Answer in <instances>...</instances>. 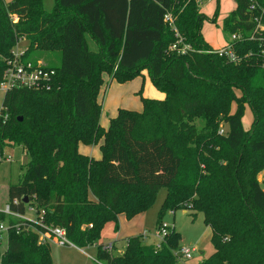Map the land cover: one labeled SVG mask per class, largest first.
Instances as JSON below:
<instances>
[{"label":"trees","instance_id":"obj_1","mask_svg":"<svg viewBox=\"0 0 264 264\" xmlns=\"http://www.w3.org/2000/svg\"><path fill=\"white\" fill-rule=\"evenodd\" d=\"M195 1L55 0L46 12L42 0H0V55L25 39L31 51L54 47L60 56L58 65H46L55 71L50 90L4 94L0 152L7 141L28 157L18 182L8 187V204L21 214L27 206L44 210L45 222L65 229L72 245L96 247V264H178L181 236L174 227L160 250L144 244L143 235L125 239L121 253L99 243L107 223L117 230L118 215L131 220L146 212L162 188L157 226L168 211L190 210L201 213L211 231L213 253L199 264H264L258 180L264 170V67L258 44L234 42L238 63L208 53L201 27L205 20L215 23L217 14L207 18ZM235 3L222 27L248 37L249 0ZM185 45L190 50L179 53ZM29 57L27 50L26 60L37 61ZM3 67L0 60V76ZM143 70L163 99L141 97V112L120 108L103 128L102 74L124 83ZM246 106L253 117L249 129L242 122ZM101 140L100 159L78 152L79 144ZM0 264L52 262L48 246L29 231L9 235Z\"/></svg>","mask_w":264,"mask_h":264},{"label":"rangeland","instance_id":"obj_2","mask_svg":"<svg viewBox=\"0 0 264 264\" xmlns=\"http://www.w3.org/2000/svg\"><path fill=\"white\" fill-rule=\"evenodd\" d=\"M196 2V1H195ZM197 3V2H196ZM43 9L46 12H52L55 6V0H42ZM200 13L204 14L207 18L212 19L216 15V22L210 23L205 20L201 27V34L205 42L213 49H218L228 43L231 39V34L224 30L222 27L223 21L228 17L235 9V0H204L202 4L197 3ZM217 12V13H216ZM17 22V21H16ZM89 48L92 51L97 50V46L91 40L89 36H86ZM31 51L28 43L25 39L20 40L19 43L12 48V50L24 51L25 54L30 55L29 59L41 61L43 64L56 66L59 64V52L54 47H45V51L38 49ZM31 52V53H30ZM43 52V54H39ZM10 57L0 55V60H7ZM104 84L100 88L99 98L102 101V113L100 117V125L108 127V121L114 117L117 103H122L119 106L121 109L132 110L141 112L142 103L141 97L151 98L156 100H162L163 94L158 91L152 84L150 75L147 70H143L141 74L130 81L119 83L116 80H109L107 74H102ZM4 97V92L0 91V107ZM234 106L232 107V110ZM252 112L248 106L245 108L244 117L242 119L243 127L249 129L252 122ZM195 125L199 127L197 119H193ZM226 126L220 127L219 133H225ZM6 145V146H5ZM5 146L1 155L3 158L0 162V206L4 207L8 202V187L18 182L22 176V167L28 162V157L22 147L14 145L13 143L4 142ZM6 158H9L6 160ZM258 180L261 183V187L264 190V170L259 173ZM166 189L162 188L158 191L154 203L151 207L144 212L142 219H136L133 223L126 219V223H118V229L115 230V224L113 222L107 223L101 234L100 241L104 244L115 243L120 238L119 235L138 236L144 232L149 234L156 229L157 219L160 211L161 204L166 196ZM169 212V211H168ZM166 212L161 219V222L168 224L175 228L180 234V242L178 246V252L182 248H189L193 250L191 252V258H179L178 264H199L204 259L208 258L213 253V246L210 242L211 231L203 223V215L190 210H177L174 215H170ZM26 217L29 219L36 218L35 212L26 210ZM119 216V215H118ZM144 218V219H143ZM118 219V218H117ZM133 219V218H132ZM140 220V221H139ZM147 234L145 235L147 238ZM153 234V233H152ZM150 235V234H149ZM144 238L143 243H152L153 237L148 240ZM146 239V240H145ZM43 244V243H40ZM48 246L50 251V258L52 264H96L95 255L96 247L91 246L79 251L75 247L47 242L44 244ZM7 244L0 245V253H3Z\"/></svg>","mask_w":264,"mask_h":264},{"label":"built area","instance_id":"obj_3","mask_svg":"<svg viewBox=\"0 0 264 264\" xmlns=\"http://www.w3.org/2000/svg\"><path fill=\"white\" fill-rule=\"evenodd\" d=\"M204 0H196L197 3L202 4ZM247 11L251 13L247 23L250 25L251 32L246 34L241 30L233 33L228 43L218 49H211L208 53H216L220 57H224L229 63H238L240 58L234 51L232 44L236 41L252 40L257 42L259 55L262 61V67H264V24L262 19L264 17V0H249ZM16 22L17 18L12 17ZM165 21L171 22L170 16H165ZM239 21V20H238ZM177 44L170 47L171 50L177 49ZM190 50V47L185 45L179 49V53L185 54ZM4 67L0 76V91L7 93L15 89L24 90H50L52 88L53 78L55 71L47 69L46 65L41 61L32 62L26 60L25 52L11 50L10 57L7 60H1ZM6 119V116L4 117ZM3 154H0V162ZM9 158H6L8 160ZM16 203V201H14ZM35 212L36 218L29 219L26 217V210ZM170 215H174L172 211L168 212ZM173 227L166 223L161 222L160 225L151 233L152 237L156 240L152 244L155 250H160L162 243L169 234ZM40 230V231H39ZM34 231L37 232L39 243L47 244L52 242L56 244L74 246L67 239L66 231L63 228L49 225L45 222V211L37 212L34 206H27L24 213H17L10 209L8 202L4 207L0 208V245L7 244L8 237L11 233L20 235L24 232ZM146 238V233L143 234ZM110 248V245H108ZM191 252L189 248H182L178 252H174V255L179 258L190 259Z\"/></svg>","mask_w":264,"mask_h":264},{"label":"crops","instance_id":"obj_4","mask_svg":"<svg viewBox=\"0 0 264 264\" xmlns=\"http://www.w3.org/2000/svg\"><path fill=\"white\" fill-rule=\"evenodd\" d=\"M92 40V39H91ZM93 41V40H92ZM94 42V41H93ZM87 44H88V42H87ZM96 45V44H95ZM88 47H89V45H88ZM212 48V47H211ZM105 80V79H104ZM100 92V91H99ZM100 95V94H99ZM99 95H98V101L99 102H101L102 103V101H101V99L99 98ZM164 97V96H163ZM115 106H118L117 108H116V111H115V115H114V117L117 115V111H118V109H120V107L119 106H122V103H117V105H115ZM101 117V116H100ZM113 118V117H112ZM99 122H100V120H99ZM252 123V122H251ZM108 124H109V121H108ZM251 125V124H250ZM108 126V125H107ZM103 128H107L105 125H104V127ZM101 143H102V140L98 143V145H95V146H86V145H83V144H79L78 145V152L79 153H81V154H83V155H85V156H88V157H91V158H93V159H96V160H98V159H100V157H101V153H100V150H99V147H100V145H101ZM0 208H1V206H0ZM142 217H145L144 216V213H141V214H138L137 216H135L133 219H131L130 220V222L131 223H133L134 221H136V219H142ZM144 219V218H143ZM118 220H119V223H126L125 221H126V218H125V216L123 215V214H120L119 216H118ZM140 221V220H139ZM156 227H157V225H156ZM145 233V232H144ZM143 233V234H144ZM142 234V235H143ZM147 234V233H146ZM150 234V235H149ZM149 234H147V240L149 239V238H152V235H151V233H149ZM120 236V238L118 239V241H116L115 243H110V244H104L102 241H100L99 240V243H102V244H104V245H112L113 244V247H114V252L115 253H121L122 251H123V249H124V247H125V242H124V240L125 239H127V238H129V237H131L130 235H124L125 237H122L121 235H119ZM133 237V236H132ZM145 239V240H146ZM156 242V240L153 238V241H152V243L150 242V243H147V245H152L153 243H155ZM144 244H145V242H144ZM72 247H75V246H72ZM76 249H78L79 251H81V252H83L82 251V249H79V248H77V247H75Z\"/></svg>","mask_w":264,"mask_h":264},{"label":"water","instance_id":"obj_5","mask_svg":"<svg viewBox=\"0 0 264 264\" xmlns=\"http://www.w3.org/2000/svg\"><path fill=\"white\" fill-rule=\"evenodd\" d=\"M24 202L27 203V199H24Z\"/></svg>","mask_w":264,"mask_h":264}]
</instances>
